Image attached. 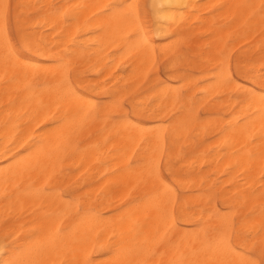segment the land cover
<instances>
[{"label": "bare ground", "instance_id": "bare-ground-1", "mask_svg": "<svg viewBox=\"0 0 264 264\" xmlns=\"http://www.w3.org/2000/svg\"><path fill=\"white\" fill-rule=\"evenodd\" d=\"M153 2L0 0L22 46L19 60L0 47V240L37 231V264L264 261V0H172L159 32ZM127 3L147 44L127 13L101 15ZM159 57L169 81L147 82ZM99 90L130 96L134 119L108 118L128 115ZM153 151L179 177L159 207L141 177ZM217 212L232 247L205 243Z\"/></svg>", "mask_w": 264, "mask_h": 264}, {"label": "snow or ice", "instance_id": "snow-or-ice-1", "mask_svg": "<svg viewBox=\"0 0 264 264\" xmlns=\"http://www.w3.org/2000/svg\"><path fill=\"white\" fill-rule=\"evenodd\" d=\"M11 7L10 4L0 3V47H2L9 56L19 60L22 49L18 38L19 32L14 31L12 27ZM140 7L139 4L134 3L108 4L105 5V11L102 12L101 15H116L120 12L127 13L128 16L134 18L138 22L135 35L131 38L138 40L140 43L147 44L149 42L148 30L145 28L143 21L140 20ZM175 10L176 6L172 3V0H154L151 5L152 31L159 32L162 27L160 21L171 19ZM221 55H223V53H221ZM262 83H264V80H262ZM259 99L260 103L264 104V94H261ZM127 126L129 128H135L136 124L129 121ZM33 147H35L37 153L43 152L46 149V145L42 141L36 142L35 146H29V148ZM141 177L146 185L152 186L154 192L152 200L158 207L163 204V196H171L175 190V182L179 180L176 173L171 171V163L169 164V173L165 174L164 157L161 155L157 158L154 151L151 159L142 165ZM214 215L218 220H222L223 222L220 224H213L206 230L205 243L209 247L218 243H223L228 247H232L238 237L234 231L231 236L228 235V218H221L218 212ZM38 235L39 233L37 231L27 233L18 238L12 233L5 234L2 240H0V264H37V261L34 259V253L37 250L35 240ZM110 251L115 252V249H110ZM85 264H91V262L86 261ZM116 264H119V261H117ZM261 264H264V261H261Z\"/></svg>", "mask_w": 264, "mask_h": 264}, {"label": "rangeland", "instance_id": "rangeland-1", "mask_svg": "<svg viewBox=\"0 0 264 264\" xmlns=\"http://www.w3.org/2000/svg\"><path fill=\"white\" fill-rule=\"evenodd\" d=\"M148 14V13H147ZM11 15H12V27H13V30L16 31V27H15V23H14V18H13V6L11 7ZM147 20L149 21L150 20V15L148 14L147 16ZM192 38V37H191ZM192 40V39H191ZM190 40V41H191ZM191 43V42H189ZM21 45V44H20ZM242 47V45L240 46H237V48L235 49V52L234 53H237L238 52V49H240ZM21 49H22V46H21ZM188 49V51H187ZM190 50V51H189ZM184 51H186L188 53V56L191 58V47L188 45L187 47H184ZM162 63V64H161ZM167 63H168V60H166V58H161L159 57L157 59V62L156 64L154 65L153 69L149 72V75H148V79H147V82H150L151 80H153L155 77H159L161 79H164V80H168L169 81V75H170V72L168 71V68H167ZM192 74L195 76V77H198L200 76V72L198 70H192L191 71ZM171 84H173L174 86L176 87H179L182 89L183 93H185L184 89L182 88V83L179 82V81H173V82H170ZM102 97V98H101ZM96 102L98 103L99 106H109V107H115V108H121L123 109L124 111L127 112V119H134V112H133V107L131 105V97L130 96H125L123 98H120L119 100L117 101H114L113 99L109 98L106 94V92L104 90H99L95 96H94ZM126 101H125V100ZM130 99V100H128ZM128 100V101H127ZM112 103V104H111ZM203 110V108L201 109ZM200 110V118L203 120L205 119L206 117H210V115L208 114H205L204 110L201 111ZM203 112V113H201ZM107 113H109L108 115V118L110 119H113L115 121H123L125 120L126 116H120L119 113L114 110V111H108ZM201 116H204V117H201ZM165 174H167V172L165 171ZM218 205H220V200L218 198ZM262 261V260H261ZM261 264V262H260Z\"/></svg>", "mask_w": 264, "mask_h": 264}]
</instances>
